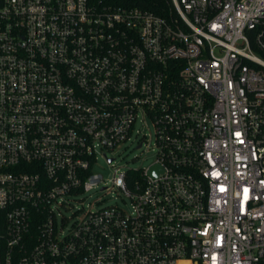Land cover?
I'll list each match as a JSON object with an SVG mask.
<instances>
[{
	"label": "built area",
	"instance_id": "built-area-1",
	"mask_svg": "<svg viewBox=\"0 0 264 264\" xmlns=\"http://www.w3.org/2000/svg\"><path fill=\"white\" fill-rule=\"evenodd\" d=\"M0 264H264V0H0Z\"/></svg>",
	"mask_w": 264,
	"mask_h": 264
},
{
	"label": "rangeland",
	"instance_id": "rangeland-1",
	"mask_svg": "<svg viewBox=\"0 0 264 264\" xmlns=\"http://www.w3.org/2000/svg\"><path fill=\"white\" fill-rule=\"evenodd\" d=\"M114 163L108 165L102 158L98 159L94 166V171L99 173L103 177V182L107 183L108 191L101 193L99 190L92 191L85 198V203H91L94 200H98L96 207H108L116 206L118 208L126 209L125 198L120 192L112 188L111 178L114 170L119 168L120 171L138 170L140 168H146L153 163L155 155L152 151L143 153L142 150L136 149L135 143H128L122 146L114 153Z\"/></svg>",
	"mask_w": 264,
	"mask_h": 264
},
{
	"label": "trees",
	"instance_id": "trees-1",
	"mask_svg": "<svg viewBox=\"0 0 264 264\" xmlns=\"http://www.w3.org/2000/svg\"><path fill=\"white\" fill-rule=\"evenodd\" d=\"M170 0H117L120 4L138 7L156 15H163Z\"/></svg>",
	"mask_w": 264,
	"mask_h": 264
},
{
	"label": "water",
	"instance_id": "water-1",
	"mask_svg": "<svg viewBox=\"0 0 264 264\" xmlns=\"http://www.w3.org/2000/svg\"><path fill=\"white\" fill-rule=\"evenodd\" d=\"M156 171H158V168H157V167H155L154 169H152V170L150 171V175H154V173H155Z\"/></svg>",
	"mask_w": 264,
	"mask_h": 264
}]
</instances>
